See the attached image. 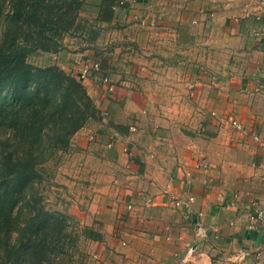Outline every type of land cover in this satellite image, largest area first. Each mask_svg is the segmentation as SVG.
Returning a JSON list of instances; mask_svg holds the SVG:
<instances>
[{
	"label": "crops",
	"instance_id": "obj_1",
	"mask_svg": "<svg viewBox=\"0 0 264 264\" xmlns=\"http://www.w3.org/2000/svg\"><path fill=\"white\" fill-rule=\"evenodd\" d=\"M118 1L111 22L137 50L121 67L101 61L113 92L100 74L84 83L103 114L97 139L125 175L79 213L98 239L82 236L133 264H184L190 246L187 264H264V231L249 229L264 207V0Z\"/></svg>",
	"mask_w": 264,
	"mask_h": 264
},
{
	"label": "trees",
	"instance_id": "obj_2",
	"mask_svg": "<svg viewBox=\"0 0 264 264\" xmlns=\"http://www.w3.org/2000/svg\"><path fill=\"white\" fill-rule=\"evenodd\" d=\"M79 3L0 0V19L7 21L0 37V264H55L50 256L69 220L58 211L40 215L35 185L40 168L65 151L94 104L77 78L59 67L31 66L26 58L37 49L60 47ZM117 7L125 4L101 0L97 19L111 22Z\"/></svg>",
	"mask_w": 264,
	"mask_h": 264
},
{
	"label": "rangeland",
	"instance_id": "obj_3",
	"mask_svg": "<svg viewBox=\"0 0 264 264\" xmlns=\"http://www.w3.org/2000/svg\"><path fill=\"white\" fill-rule=\"evenodd\" d=\"M80 1L81 4L68 16L70 29L62 32L60 47L57 50L37 49L31 52L26 58L28 64L38 68L59 67L76 78L83 62L91 64L97 61L101 64V61L113 57L117 62L115 66L121 67L127 62L126 58L136 52V42L129 39L131 34L127 24L97 19L101 0ZM6 22V16H3L0 19V37ZM61 54L66 57L63 59ZM114 72L110 71L111 74ZM94 73L92 78L98 81L96 76L100 74L101 78L102 73ZM79 81L92 98L88 86L84 81ZM92 102L94 108L90 118L72 137L65 151L40 168L41 178L35 185L41 199L37 209L41 216H52L54 211H58L69 218L68 225L62 227L59 224L62 228L57 247L61 253L57 251L56 255L50 256L55 264H133L124 253L93 245L82 236L83 225L79 213L86 215L101 197L118 194L125 175V171L118 166V157L110 154L97 139L95 131L100 126L103 114L93 98ZM122 171L124 175H121ZM224 263L240 264L233 257Z\"/></svg>",
	"mask_w": 264,
	"mask_h": 264
},
{
	"label": "built area",
	"instance_id": "obj_4",
	"mask_svg": "<svg viewBox=\"0 0 264 264\" xmlns=\"http://www.w3.org/2000/svg\"><path fill=\"white\" fill-rule=\"evenodd\" d=\"M101 70H102L101 64L97 61H94L91 64L88 62H85V63L83 62L82 68L78 70L76 78L84 81L85 79L89 78L92 75V73L100 72ZM101 80H102V83L105 85L107 92L111 93L114 91L116 83L112 75L105 73L103 74ZM230 124L237 131L241 133H245L244 127L240 124V122L235 117L230 118ZM256 139H259V138L256 137ZM193 201H194V197L191 196V197H188L185 201L176 199L175 203L177 206L181 204L189 206L191 203H193ZM249 219H250V224H249L250 230L264 231V207L251 210V212L249 213ZM195 251L196 250L190 246L187 252L185 253V255L181 258V262H183L184 264H187L189 260L194 256Z\"/></svg>",
	"mask_w": 264,
	"mask_h": 264
}]
</instances>
